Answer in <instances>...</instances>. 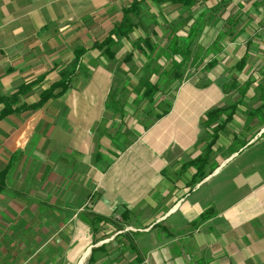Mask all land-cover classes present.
Returning <instances> with one entry per match:
<instances>
[{
    "label": "crops",
    "instance_id": "obj_1",
    "mask_svg": "<svg viewBox=\"0 0 264 264\" xmlns=\"http://www.w3.org/2000/svg\"><path fill=\"white\" fill-rule=\"evenodd\" d=\"M139 2L0 0V97L19 96L0 120V264H264V89L250 83L252 107L212 152L245 144L199 180L185 167L206 154L205 114L225 105L216 83L182 87L146 127L109 99L96 46ZM61 76V95L27 109Z\"/></svg>",
    "mask_w": 264,
    "mask_h": 264
},
{
    "label": "rangeland",
    "instance_id": "obj_2",
    "mask_svg": "<svg viewBox=\"0 0 264 264\" xmlns=\"http://www.w3.org/2000/svg\"><path fill=\"white\" fill-rule=\"evenodd\" d=\"M142 4L139 13L131 17L134 28L129 36L116 41L115 45L111 47L114 58L109 59L102 55L103 60L109 64L113 73L109 99L111 101L113 98L114 100L118 99L115 103L116 109L120 107L121 113L127 112L130 115H126L128 122L133 121L143 127L151 126L157 121L156 117L166 110L167 104L170 102H172V106L169 113L171 112L182 87L190 88L193 92H201L210 83H216L219 89L221 88L225 99V105L222 108H229L226 112V115H229L232 110L230 107L235 106L232 115L235 118L233 125L235 128L239 127L243 122V118L237 116L239 107L241 105L243 107L244 104V107L249 111L253 105V100H250L249 103H243L242 99L247 91L250 94L258 92V90H254L255 87H250V83L256 82L259 86L256 87L257 89H264V0H206L193 9L196 13L188 26L202 12L204 13L203 20L206 22L201 34L190 45V60L186 64L183 81L177 88L176 82H171L170 87L165 88L167 81L164 79L160 81L158 77L161 71L153 73L147 66L150 60L139 54L135 46H143V42H149L156 49L150 55L151 60H155L168 43V26L185 21L189 14L187 11L177 9L167 3L157 4L147 0L146 3L143 2ZM254 4L256 6H253ZM230 14L240 18L239 30L241 29V35L234 42H230L226 37L222 42L217 43V37L225 30L224 22ZM186 28L178 30L177 35L186 37ZM243 59H246L247 64L240 74L236 71V66ZM174 60L180 62L178 57H175ZM210 61H214L216 66L213 70L205 72V65ZM166 65V61L159 57L153 63L152 68L164 69ZM143 79L149 80L151 83L158 82L162 89V93L159 92L155 95L151 104L141 101V90L138 93L140 81ZM234 81L235 83H233ZM246 89L247 91H245ZM215 127L212 126L210 130H203L201 139H208L206 136H209ZM229 144L225 152L222 151L223 145L218 144L214 147L215 150L209 153L208 167H205L204 170L206 177L210 169L216 167L215 159L219 158L217 160H220L227 157L230 151L245 143L229 141ZM209 160L214 162L210 166ZM204 178H199V180ZM87 261L84 264H88Z\"/></svg>",
    "mask_w": 264,
    "mask_h": 264
},
{
    "label": "trees",
    "instance_id": "obj_3",
    "mask_svg": "<svg viewBox=\"0 0 264 264\" xmlns=\"http://www.w3.org/2000/svg\"><path fill=\"white\" fill-rule=\"evenodd\" d=\"M206 0H151L153 3H167L173 7H176L180 10H185L188 12V18L185 21H182L180 23H176L173 25H169L167 28V31L169 32V36L167 38V45L161 51L156 57L155 60H151V56L154 51L156 50L151 44L147 41L143 42L142 45L144 46H138L136 45V51H138L139 54H142L146 56L150 62L147 65L149 69L153 73H161L159 74V80L163 81L166 80V87H170L171 82H176V88L181 82L183 81V76L186 68V64L190 60L191 52H190V45L191 43L201 34L204 23L206 20L204 19V13H200L199 16L191 25L188 26V23L192 20V17L196 13L195 7ZM253 6H256L254 4ZM140 11V4L134 3L130 7L126 8L122 12V20L119 23V25L115 26L109 36L99 45L96 46L97 49L101 51V54L103 56H107L109 59L114 58V53L111 52V47H113L118 40L127 38L129 34L131 33L133 27V22L131 17L136 16ZM240 18L236 16H232L231 14L229 17L225 20V30L219 34L217 37V43H220L223 41L224 38L227 37V39L230 42H234L239 38L241 35V29L239 30V23ZM187 29L186 37H181L177 35V31L183 28ZM215 46L218 48L217 44ZM149 52V53H147ZM159 57H162L167 65L164 67V69L161 68H152L153 63L159 59ZM175 57L180 58V62H177L174 60ZM131 59V56L129 57ZM247 64L246 59H243L239 64L236 66V71L238 73H241L245 65ZM205 72L211 71L215 66L216 63L214 61H210L208 64L205 65ZM67 79L64 76H61V79L52 85L48 90L43 92L41 94L40 100L34 104L33 106H28L27 109L34 110L37 108L42 107L47 101H49L51 98H53V93L60 89V91L55 95H61L67 88ZM235 83V81L233 82ZM234 85V84H233ZM206 87V86H205ZM175 88V90H176ZM139 90H141V101L147 102L148 104L153 103L155 95H157L159 92L162 93V89L158 82L151 83L149 80L143 79L140 81V85L138 87V93ZM247 91V89L245 90ZM244 91V93H245ZM30 92V89L28 87L19 89V94L26 95ZM175 92V91H174ZM18 95L12 96L9 98L0 97V103L4 104L5 108L0 115V120L10 115L13 110L12 107L16 104V101L18 99ZM173 98V97H172ZM172 106V102L167 104L166 110L162 112L160 115L156 117V120H159L166 116L169 113V110ZM235 107V106H234ZM233 106L230 107L231 114L226 115V112H228L229 108H216L209 112H207L204 116V119L200 123V127L206 131L210 130L212 126H216L214 130L207 135L208 139L205 140H199V143L205 144V155L202 158H198L190 163H188L185 167V169H188L190 167H195L197 170V174L199 178L206 177V174L204 173V167L206 166L208 155L211 153L213 146L216 144L218 134L221 132V130L227 125L232 118L233 115ZM223 117H225V120H223ZM210 132V131H209ZM215 168L212 167L210 169L209 174L214 170Z\"/></svg>",
    "mask_w": 264,
    "mask_h": 264
},
{
    "label": "bare ground",
    "instance_id": "obj_4",
    "mask_svg": "<svg viewBox=\"0 0 264 264\" xmlns=\"http://www.w3.org/2000/svg\"><path fill=\"white\" fill-rule=\"evenodd\" d=\"M81 264H83V260H82Z\"/></svg>",
    "mask_w": 264,
    "mask_h": 264
}]
</instances>
